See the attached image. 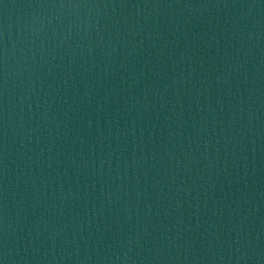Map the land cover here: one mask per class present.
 Listing matches in <instances>:
<instances>
[{"label": "water", "instance_id": "water-1", "mask_svg": "<svg viewBox=\"0 0 264 264\" xmlns=\"http://www.w3.org/2000/svg\"><path fill=\"white\" fill-rule=\"evenodd\" d=\"M0 264H264V0H0Z\"/></svg>", "mask_w": 264, "mask_h": 264}]
</instances>
